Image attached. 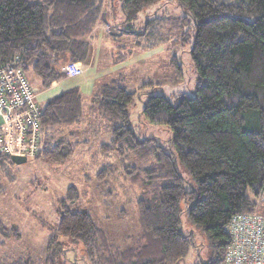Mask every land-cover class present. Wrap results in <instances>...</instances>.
Returning <instances> with one entry per match:
<instances>
[{
	"label": "trees",
	"instance_id": "trees-1",
	"mask_svg": "<svg viewBox=\"0 0 264 264\" xmlns=\"http://www.w3.org/2000/svg\"><path fill=\"white\" fill-rule=\"evenodd\" d=\"M156 1L119 0L124 26L116 29L132 33L140 13ZM174 1L176 17L167 12L161 17L164 7L145 27L166 22L184 31L183 42L192 40L189 56L197 82L192 96L172 95L174 102L150 96L141 113L148 123L171 132L168 144L160 145L154 136L137 138L128 112L136 94L127 90L121 75L99 85L88 108L107 122L111 140L101 146L103 151L116 149L120 156L134 153L150 161L147 188L136 202L138 242L118 251L87 213L69 210L65 201L78 198L71 186L59 202L58 236L50 237L46 264H56L74 244L85 263L88 258L95 264H179L194 244L193 233L183 230L184 212L210 250L202 264H221L229 220L264 204V0ZM103 5V0H0V64L18 60L25 76L32 72L44 89L63 78L67 64L80 62L84 68L92 33L99 19L109 16ZM82 105L78 87L38 104L42 139L36 156L59 163L75 150V131L88 117ZM64 127L72 129L57 137ZM6 161L10 157L0 153V168ZM106 171L110 167L99 175Z\"/></svg>",
	"mask_w": 264,
	"mask_h": 264
},
{
	"label": "rangeland",
	"instance_id": "rangeland-1",
	"mask_svg": "<svg viewBox=\"0 0 264 264\" xmlns=\"http://www.w3.org/2000/svg\"><path fill=\"white\" fill-rule=\"evenodd\" d=\"M103 3L109 16H104V21L100 18L94 29L92 37L97 38L91 39V45L95 43L91 52L93 63L84 67L81 76L62 79L57 90L44 93L50 97L72 87L79 88L88 117L84 126L75 131L73 140L77 141V147L59 163L35 155L21 164L6 161L0 168V262L28 258L32 264H46L47 244L51 236L57 235L59 202L65 200L71 186L76 187L78 198L72 203L65 201L69 210L87 213L118 251L132 248L138 242L141 227L136 202L147 188L146 169L150 161L134 153L120 156L116 149H101L109 144L111 134L105 119L97 117L98 111L88 109L92 105L90 98L95 86L123 76L124 86L136 94L128 107L135 135L139 139L154 136L160 145L166 146L171 132L148 123L141 114L142 108L150 96L163 95L174 102L172 95H193L197 75L189 56L192 40L183 42L184 31L173 30L166 22L153 24L152 29L145 27L146 21L154 19L164 7L166 11L161 17L166 12L169 17H176L174 0L148 5L132 24L135 33H124L115 39L99 36L103 29L108 28L107 34H112L115 28L124 26L119 0ZM26 77L31 86L39 83L32 72L26 73ZM44 96L37 97L41 105ZM71 129L66 127L60 137ZM106 167L111 171L99 175ZM177 169L189 180L190 175L181 163H177ZM257 208V212H264V204ZM182 220L184 232L193 233L194 244L179 264L208 261L210 250L202 231L190 224L186 212ZM71 246L62 252L56 264H95V260L88 262V258L86 263L83 261L81 256L85 255L80 246Z\"/></svg>",
	"mask_w": 264,
	"mask_h": 264
},
{
	"label": "built area",
	"instance_id": "built-area-1",
	"mask_svg": "<svg viewBox=\"0 0 264 264\" xmlns=\"http://www.w3.org/2000/svg\"><path fill=\"white\" fill-rule=\"evenodd\" d=\"M68 78L83 74V64L69 63L62 68ZM41 114L33 87L19 61L0 64V153L6 156H34L42 132ZM229 243L221 264H264V215L259 212L232 216L226 226Z\"/></svg>",
	"mask_w": 264,
	"mask_h": 264
},
{
	"label": "crops",
	"instance_id": "crops-1",
	"mask_svg": "<svg viewBox=\"0 0 264 264\" xmlns=\"http://www.w3.org/2000/svg\"><path fill=\"white\" fill-rule=\"evenodd\" d=\"M106 23H108V22H106ZM105 23V24H106ZM106 25H108V24H106ZM106 27V26H105ZM94 31H96V30H94ZM93 31V32H94ZM107 32H109L108 31V28H106L105 29V31H104V29H103V33H101V34H98L99 36H102L103 37V35L104 36H109V37H113V39H115V38H119L120 36H122L123 35V33L120 31V30H118V29H116L115 28V30H114V32L112 33V34H107ZM116 32V33H115ZM94 35V33H92V36ZM98 36V37H99ZM102 37H101V39L100 40H102ZM96 36H94V37H92V39H94V40H96ZM95 43H93L92 45L93 46H95L94 45ZM91 45V47H93ZM97 46L99 47V45L97 44ZM101 47V46H100ZM91 52H92V49H91ZM92 55V54H91ZM90 55V59H89V61H88V63H86V64H84V66L86 67V66H89L90 64H92L93 63V57ZM38 79V78H37ZM62 79H69L68 77H66L64 74H63V78ZM62 79H60L59 81H55V82H53L52 84H51V86L50 87H48L47 89H44V88H42L41 87V85H40V81H39V83H37L36 84V86H32L33 87V90H34V93H35V102L36 103H38V104H40L39 102H38V100H37V97L40 95V94H42L43 96H44V93L46 92V91H49V90H57L58 88H59V86H60V81L62 80ZM39 80V79H38ZM32 84V83H31ZM33 85V84H32ZM98 85V84H97ZM99 86V85H98ZM98 86H95V89L98 87ZM94 89V90H95ZM55 96V95H54ZM53 96H50V97H43V99L45 100L44 101V103L46 102V101H48L50 98H52ZM43 103V104H44ZM42 104V105H43ZM41 105V104H40ZM66 129V127H64V130ZM63 133H64V131H63ZM60 135L62 136L63 134L61 133V134H59L57 137H60Z\"/></svg>",
	"mask_w": 264,
	"mask_h": 264
},
{
	"label": "water",
	"instance_id": "water-1",
	"mask_svg": "<svg viewBox=\"0 0 264 264\" xmlns=\"http://www.w3.org/2000/svg\"><path fill=\"white\" fill-rule=\"evenodd\" d=\"M10 160L13 163L21 164V163H24L26 161V157L25 156H19V155H11Z\"/></svg>",
	"mask_w": 264,
	"mask_h": 264
}]
</instances>
